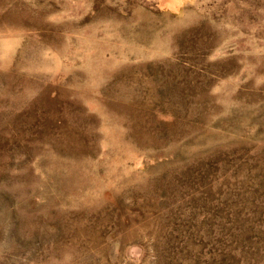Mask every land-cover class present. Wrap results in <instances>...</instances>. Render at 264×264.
Masks as SVG:
<instances>
[{
	"label": "rangeland",
	"instance_id": "obj_1",
	"mask_svg": "<svg viewBox=\"0 0 264 264\" xmlns=\"http://www.w3.org/2000/svg\"><path fill=\"white\" fill-rule=\"evenodd\" d=\"M0 264H264V0H0Z\"/></svg>",
	"mask_w": 264,
	"mask_h": 264
}]
</instances>
